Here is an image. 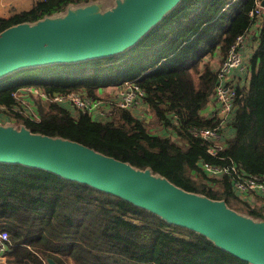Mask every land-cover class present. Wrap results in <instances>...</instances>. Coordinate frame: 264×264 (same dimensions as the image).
Masks as SVG:
<instances>
[{"label": "trees", "instance_id": "16d2710c", "mask_svg": "<svg viewBox=\"0 0 264 264\" xmlns=\"http://www.w3.org/2000/svg\"><path fill=\"white\" fill-rule=\"evenodd\" d=\"M93 1L36 0L0 16V32ZM254 5L255 0H179L137 42L109 56L9 72L0 77L1 122L18 120L31 132L77 141L264 221L262 201L251 203L236 192L229 173L211 176L200 165L232 164L242 173L264 174V21L245 70L236 74L221 147L211 153L212 141L192 134L215 125L202 114L216 83L209 65L200 72L203 55L217 50L223 57L255 22L249 14ZM126 80L143 90L161 131H150L146 118L127 108L95 119L65 104L33 99L35 120L15 108L21 105L13 93L22 85L98 97L101 88ZM0 229L9 237L0 264H46L48 257L59 264H252L111 192L20 163L0 161Z\"/></svg>", "mask_w": 264, "mask_h": 264}, {"label": "water", "instance_id": "95a60500", "mask_svg": "<svg viewBox=\"0 0 264 264\" xmlns=\"http://www.w3.org/2000/svg\"><path fill=\"white\" fill-rule=\"evenodd\" d=\"M178 1L114 0L103 10L86 4L61 16L11 25L0 32V77L22 67L109 56L137 42ZM260 5L264 7V0ZM0 161L41 168L111 192L207 236L241 260L264 264V221L237 212L224 200L182 189L149 169L74 140L2 123ZM46 264L59 263L48 257Z\"/></svg>", "mask_w": 264, "mask_h": 264}, {"label": "built area", "instance_id": "2783aa9c", "mask_svg": "<svg viewBox=\"0 0 264 264\" xmlns=\"http://www.w3.org/2000/svg\"><path fill=\"white\" fill-rule=\"evenodd\" d=\"M249 14L257 19L264 15V7L260 5V0H255V5ZM243 35H238L235 41L227 49L225 55L221 59V63L216 69V83L214 86L213 99L217 102L216 109L212 114L215 125L212 127L194 128L192 134L200 136L203 139L211 140L213 145L208 148L211 153H216L217 148L221 147L223 138L222 128L230 117L233 101L236 95L235 78L236 74L243 72L246 64L241 54ZM30 93L37 94L44 101L57 102L65 104L70 108L89 113L95 119H104L111 117L117 109L127 108L134 109L139 100H143V90L137 85L135 80H126L120 86L115 88V94L109 95L104 99L100 95L91 97L85 93L76 91H67L63 93L47 94L46 92L34 88L28 89ZM18 91L13 93L16 100L19 96H15ZM28 98L29 94L27 95ZM3 105L0 104V114H2ZM32 109L33 106H32ZM35 112V111H34ZM38 118V117H37ZM0 123L1 122L0 119ZM201 167L211 176H220L226 173L233 179V186L240 194L248 195L251 192L258 191L263 197L264 205V174H246L239 172L237 168L230 165H212L208 162H201ZM9 240L5 230L0 231V256L6 248V242Z\"/></svg>", "mask_w": 264, "mask_h": 264}, {"label": "crops", "instance_id": "0c3cea01", "mask_svg": "<svg viewBox=\"0 0 264 264\" xmlns=\"http://www.w3.org/2000/svg\"><path fill=\"white\" fill-rule=\"evenodd\" d=\"M34 1L36 0H0V16L6 17L12 14L14 11L28 9L29 7L32 6ZM263 21H264V15L261 17H257V19H255V22L250 25L246 33L243 35L242 47L240 50H241V54L243 56L244 62H245V59L249 56V54L255 49L257 45L254 35H257ZM221 59H222V54L220 51L216 50L214 54L204 53L202 61L199 64L200 72H202L207 65H209L212 70H216ZM239 73H242V72H239ZM117 87L118 86L114 87L111 85L103 87L100 89L99 95L111 94V93L115 94V91H116L115 88ZM216 106H217V102L213 99V95H212V97L206 102L205 106L203 107L202 114H204L205 116L211 117L212 114L214 113V110L216 109ZM133 110L136 112V115L138 114V116L140 117H144V114L140 113L141 111H143L146 114L149 113V109L146 106L144 100L142 99L139 100L138 104ZM158 131H161V129H158ZM228 131L230 132L231 129H228ZM236 192L239 193V191L237 190ZM254 196L256 199L254 198ZM256 196L261 197L262 202H263V197L261 193L258 191H254L246 195L245 199H247L251 203H260L261 200H258ZM0 258H2V261H4L5 259L3 255L0 256Z\"/></svg>", "mask_w": 264, "mask_h": 264}, {"label": "rangeland", "instance_id": "374dc122", "mask_svg": "<svg viewBox=\"0 0 264 264\" xmlns=\"http://www.w3.org/2000/svg\"><path fill=\"white\" fill-rule=\"evenodd\" d=\"M113 2H114V0H95V1H93L91 3H89V4L92 5V8L96 7L99 10H103L106 7L112 6L113 5ZM89 4H87V5H89ZM220 63H221V61L219 62V64ZM34 87H36L37 89H39V87L34 86V85H29V84L19 86V89L21 90V92H17L15 96L16 97L19 96L18 97L19 98L18 101H19V103H20L21 106L17 105L19 107H15V108H16V110H18L21 113L25 114V116H28V117H30V119H34L35 120V119H37V113L34 112L35 111L34 109H32L33 99H39V100H41V99L39 98V96L37 94L30 93V91L28 90L29 88H34ZM28 94H31L32 100L30 98H28V96H27ZM111 94H113V93H111ZM111 94H101L100 96L102 98H104V99H107V98H109V95H111ZM41 101L42 102H46L44 100H41ZM140 113H143L144 114V118H146V122H147V125H148V128H149L150 131L157 132L158 129H161L160 128V125L157 124L156 119L154 118V116H153L152 112H150V110H149V113L148 114L144 113L143 111H141ZM3 125L10 126V127H12L13 129H16V130H19L21 128H25L23 125H21L18 122V120H15V121H6V122L3 123ZM253 195H255V194H253ZM254 198H255V196H254ZM258 200H261L262 201V198L261 199H258ZM1 230H3V229H0V231ZM67 264H74V262L70 260V261H68Z\"/></svg>", "mask_w": 264, "mask_h": 264}]
</instances>
